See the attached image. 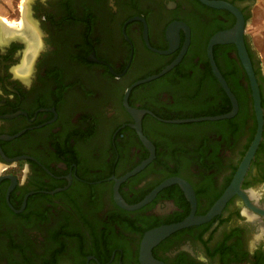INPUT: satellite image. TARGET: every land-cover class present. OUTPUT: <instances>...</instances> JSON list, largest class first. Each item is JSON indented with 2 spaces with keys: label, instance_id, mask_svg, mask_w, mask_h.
<instances>
[{
  "label": "flooded vegetation",
  "instance_id": "af4514ba",
  "mask_svg": "<svg viewBox=\"0 0 264 264\" xmlns=\"http://www.w3.org/2000/svg\"><path fill=\"white\" fill-rule=\"evenodd\" d=\"M25 3L0 16V264H264V0Z\"/></svg>",
  "mask_w": 264,
  "mask_h": 264
},
{
  "label": "water",
  "instance_id": "95a60500",
  "mask_svg": "<svg viewBox=\"0 0 264 264\" xmlns=\"http://www.w3.org/2000/svg\"><path fill=\"white\" fill-rule=\"evenodd\" d=\"M223 35H224V36L219 35L218 37H216L215 40H214V42H219V41H221L222 38H228V36H229V34H223ZM257 142H258V141H257ZM257 142H255V144L253 145V147H252L250 153L248 154L247 159H246V161H245V165H247V164L249 163L250 158L253 156L254 150H255V148H256V146H257ZM245 168H246V167H245ZM245 168H244V170H245ZM231 190H232V188H231ZM231 190H230V192L225 196L224 200H226V199L230 196ZM221 204H222V203H221ZM198 220H200V219L191 218V219H188L187 221L181 222V223H179V224H176V225H174V226H172V227H169V228H166V229H164V230H160V231L157 230V231H155V232H152V233L148 236L147 243H149V242H148L149 240H152V239H154V238L156 239V238H160V237H162V236H165V235H167L168 233H170L171 231H174V230H176V229H179V228H182V227L188 226V225H190L191 223L196 222V221H198ZM149 244H150V243H149Z\"/></svg>",
  "mask_w": 264,
  "mask_h": 264
},
{
  "label": "rangeland",
  "instance_id": "374dc122",
  "mask_svg": "<svg viewBox=\"0 0 264 264\" xmlns=\"http://www.w3.org/2000/svg\"><path fill=\"white\" fill-rule=\"evenodd\" d=\"M25 2H27V0H0V16L2 17H6L7 16V13L6 12H2V8L5 6V7H8V3L10 5H13V6H20L21 7H24L25 6ZM8 11H10V8L8 9ZM3 168V167H2ZM2 170V169H1Z\"/></svg>",
  "mask_w": 264,
  "mask_h": 264
},
{
  "label": "clouds",
  "instance_id": "9594fccd",
  "mask_svg": "<svg viewBox=\"0 0 264 264\" xmlns=\"http://www.w3.org/2000/svg\"><path fill=\"white\" fill-rule=\"evenodd\" d=\"M250 251H252V249L250 248Z\"/></svg>",
  "mask_w": 264,
  "mask_h": 264
},
{
  "label": "bare ground",
  "instance_id": "6f19581e",
  "mask_svg": "<svg viewBox=\"0 0 264 264\" xmlns=\"http://www.w3.org/2000/svg\"><path fill=\"white\" fill-rule=\"evenodd\" d=\"M28 1V0H27Z\"/></svg>",
  "mask_w": 264,
  "mask_h": 264
}]
</instances>
